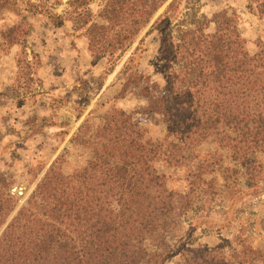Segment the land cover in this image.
I'll list each match as a JSON object with an SVG mask.
<instances>
[{"label":"trees","instance_id":"trees-1","mask_svg":"<svg viewBox=\"0 0 264 264\" xmlns=\"http://www.w3.org/2000/svg\"><path fill=\"white\" fill-rule=\"evenodd\" d=\"M107 3L103 17L119 32L108 39L103 26L99 36L91 31L89 49L114 56L131 46L165 0ZM176 3L171 1L149 30L163 34L158 54L165 85L148 110L162 117L165 137L152 141L124 111L109 113L94 143L86 142L91 156L85 166L63 175L60 159L53 163L27 206L0 233V264H162L171 253L165 242L181 192L169 187L156 164L183 165L186 153L210 141L246 163L248 176L255 170V158L264 156V42L254 54L248 51L233 10L211 19L192 14L175 26L173 36ZM27 5L39 9L32 15L61 26L60 17ZM247 8L264 17V0H249ZM9 31L11 47L19 43L18 27ZM12 200L0 197V229L14 210Z\"/></svg>","mask_w":264,"mask_h":264},{"label":"rangeland","instance_id":"rangeland-1","mask_svg":"<svg viewBox=\"0 0 264 264\" xmlns=\"http://www.w3.org/2000/svg\"><path fill=\"white\" fill-rule=\"evenodd\" d=\"M171 1L165 0L130 47L111 56L89 49L91 31L99 36L103 26L108 39L119 32L103 17L107 0L71 5L68 0L59 27L32 15L39 9L27 5L52 13L58 0H0V197L11 195L15 204L0 233L27 206L53 163L60 159L63 175L85 166L91 156L86 142L94 143L113 110L129 115L148 139L165 137L162 117L148 110L165 85L158 54L163 34L149 30ZM248 5L249 0H177L172 35L192 14L211 19L233 10L238 32L254 54L264 42V17L252 14ZM13 26L19 43L11 49ZM213 30L212 24L208 31ZM185 155L187 162L177 167L156 164L169 187L181 192L173 201L165 242L171 253L162 264H264V156L255 158L248 176L246 163L210 141Z\"/></svg>","mask_w":264,"mask_h":264},{"label":"crops","instance_id":"crops-1","mask_svg":"<svg viewBox=\"0 0 264 264\" xmlns=\"http://www.w3.org/2000/svg\"><path fill=\"white\" fill-rule=\"evenodd\" d=\"M32 2L39 4V3H41V0H32ZM43 2H45V1H43ZM67 2H68V0H58V2L56 3L57 5L55 4V6H54L55 7V10H53L52 13L56 17H60L62 19V16L64 15L65 9L67 7ZM38 16H41L40 19L41 18L44 19V17H42V15H38ZM11 49H12V46H11ZM10 52H12V50Z\"/></svg>","mask_w":264,"mask_h":264}]
</instances>
